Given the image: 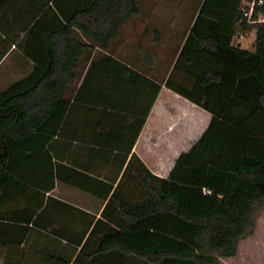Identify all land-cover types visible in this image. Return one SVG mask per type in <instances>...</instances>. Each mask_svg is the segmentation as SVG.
Here are the masks:
<instances>
[{"label":"trees","instance_id":"16d2710c","mask_svg":"<svg viewBox=\"0 0 264 264\" xmlns=\"http://www.w3.org/2000/svg\"><path fill=\"white\" fill-rule=\"evenodd\" d=\"M240 1L204 0L173 65L183 83L165 82L211 115L207 129L167 179L150 175L148 197L101 200L95 220L53 196L65 167L53 137L73 110L67 87L83 63L73 103L86 95L92 111L116 110L110 91L137 74L105 53L140 15L139 0H0V64L13 49L32 64L0 91V264H220L237 255L264 207V25L252 50L232 45Z\"/></svg>","mask_w":264,"mask_h":264},{"label":"crops","instance_id":"0c3cea01","mask_svg":"<svg viewBox=\"0 0 264 264\" xmlns=\"http://www.w3.org/2000/svg\"><path fill=\"white\" fill-rule=\"evenodd\" d=\"M170 1L153 0L143 6L139 0L140 15L120 28L112 43L116 45V52L105 53L137 74L130 81L123 75L116 83L115 94L110 91L108 100H115L116 110L102 106L99 111H92L86 103V95L83 102L73 103L88 63L80 65L79 82L67 87L69 106L72 104L73 110L59 125L61 135L53 137L54 158L58 155L62 160L59 162L65 167H61L60 180L55 181L52 193L55 199L84 210L95 220L100 218L106 204L101 200L134 202L148 197L150 175L167 179L177 158L190 150L210 123L209 113L165 86L174 65L171 63V46H178L175 59L204 0H189V20L187 14L183 16V7L178 6L173 10L179 17L174 22L169 16L172 12L168 6ZM179 2L183 6L186 0ZM249 47L247 50L253 49L252 43ZM10 53L0 67L9 59ZM23 61L13 62L21 74L17 79L31 72L32 64ZM12 74L13 71L4 69L1 78L8 79ZM183 77L182 66L174 79L183 83ZM100 80L101 85H110L104 72L100 74ZM154 84L161 85L155 98ZM103 86L101 90L107 91L108 88ZM152 97V106L138 132V120ZM111 112L115 118H109ZM105 114L108 118H104ZM173 130L177 134L172 135ZM151 183L154 186L155 182Z\"/></svg>","mask_w":264,"mask_h":264},{"label":"rangeland","instance_id":"374dc122","mask_svg":"<svg viewBox=\"0 0 264 264\" xmlns=\"http://www.w3.org/2000/svg\"><path fill=\"white\" fill-rule=\"evenodd\" d=\"M150 1L153 2V0H141V5H147V3H150ZM151 2V3H152ZM190 1L186 0V2L183 3V6L179 5V0H171L169 2V7L172 8V12L169 14L171 21H176L178 19V13L173 12V10H177L178 6L179 8L183 7V16L187 14V20H189L190 12H191V5L189 3ZM155 3V2H154ZM168 4L167 2H165ZM188 6V7H187ZM186 23H189V21ZM255 34L252 33L248 37H246L245 40L242 41L241 46L243 48H250L249 46L253 45ZM115 43L111 45L109 52L115 53L116 47ZM120 47V46H119ZM150 48H153V46H150ZM178 46L173 45L171 46V63L172 65L175 63L177 57L174 59L176 51ZM122 51L124 50L121 46ZM120 49V51H121ZM119 50V49H117ZM16 60L20 63V61L23 59L21 58V52L20 50L13 49L10 53L9 59L0 67V91L4 90L7 85L12 83L14 79H17L20 77L19 68L16 66ZM16 62L15 64L13 62ZM24 64V63H23ZM21 64V65H23ZM16 66V67H15ZM13 71L14 74L12 76H8V79H2L1 76L4 72V69H7ZM10 72V71H9ZM8 74V73H7ZM176 74V71L174 72L171 70L170 79L174 80V76ZM174 132V133H173ZM177 134L175 133V130L172 131V135ZM255 223H254V229L253 233L249 235L246 239L242 240L238 245V251L237 255L234 258L229 259H221L220 264H264V207L261 208L256 216H255Z\"/></svg>","mask_w":264,"mask_h":264},{"label":"built area","instance_id":"2783aa9c","mask_svg":"<svg viewBox=\"0 0 264 264\" xmlns=\"http://www.w3.org/2000/svg\"><path fill=\"white\" fill-rule=\"evenodd\" d=\"M238 11L239 20L231 44L240 47L246 37L255 34L256 26L264 25V0H241ZM241 24L246 27L242 28ZM248 26L252 28L249 29Z\"/></svg>","mask_w":264,"mask_h":264}]
</instances>
